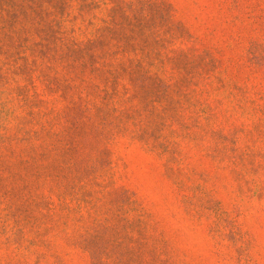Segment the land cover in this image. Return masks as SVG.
Wrapping results in <instances>:
<instances>
[{"label": "rangeland", "instance_id": "1", "mask_svg": "<svg viewBox=\"0 0 264 264\" xmlns=\"http://www.w3.org/2000/svg\"><path fill=\"white\" fill-rule=\"evenodd\" d=\"M0 264H264V0H0Z\"/></svg>", "mask_w": 264, "mask_h": 264}]
</instances>
